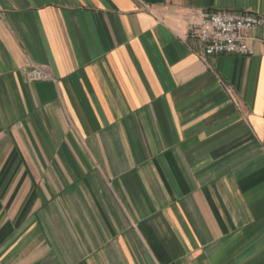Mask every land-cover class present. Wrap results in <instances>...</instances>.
<instances>
[{
	"label": "crops",
	"instance_id": "obj_1",
	"mask_svg": "<svg viewBox=\"0 0 264 264\" xmlns=\"http://www.w3.org/2000/svg\"><path fill=\"white\" fill-rule=\"evenodd\" d=\"M191 11L264 0H0V264H264V31Z\"/></svg>",
	"mask_w": 264,
	"mask_h": 264
},
{
	"label": "built area",
	"instance_id": "obj_2",
	"mask_svg": "<svg viewBox=\"0 0 264 264\" xmlns=\"http://www.w3.org/2000/svg\"><path fill=\"white\" fill-rule=\"evenodd\" d=\"M188 19L190 28L187 37L202 44L199 57L203 61L206 57L222 55H256L252 46L255 39L253 33L264 31V16L247 11H191ZM261 41L264 44V40ZM23 72L30 82L55 81L45 65L32 63Z\"/></svg>",
	"mask_w": 264,
	"mask_h": 264
}]
</instances>
